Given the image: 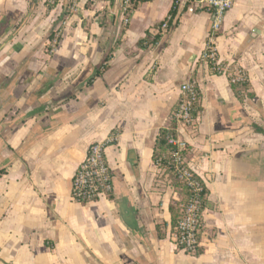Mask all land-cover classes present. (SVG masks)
Masks as SVG:
<instances>
[{
	"label": "crops",
	"instance_id": "1",
	"mask_svg": "<svg viewBox=\"0 0 264 264\" xmlns=\"http://www.w3.org/2000/svg\"><path fill=\"white\" fill-rule=\"evenodd\" d=\"M71 2L0 0V264H264V0H236L215 41L218 64L248 76L254 96L240 100L203 62L210 12L159 31L174 0L128 22L123 0ZM191 81L201 112L178 135L208 191L197 256L171 238L183 198L153 160ZM112 136L113 195L72 201L89 147Z\"/></svg>",
	"mask_w": 264,
	"mask_h": 264
},
{
	"label": "built area",
	"instance_id": "2",
	"mask_svg": "<svg viewBox=\"0 0 264 264\" xmlns=\"http://www.w3.org/2000/svg\"><path fill=\"white\" fill-rule=\"evenodd\" d=\"M81 0H72V6L78 4ZM177 4L188 5L187 13L195 14L198 11H208L212 14V26L208 35L207 46L203 55V62L208 65L211 61L216 69L220 70L218 64V51L216 46L217 34L221 31L227 13L234 7L236 0H176ZM130 6L129 0H123V12ZM128 22V20H126ZM168 23H164L159 31H167ZM56 35L53 39V48L56 50ZM225 72V71H223ZM182 95L179 107L173 116L179 128H189L195 124L193 111L195 103L199 101L200 91L197 89L195 81L188 82L181 87ZM115 142L112 136L108 141L93 143L87 152L84 161L77 168L71 190L72 201L87 205L95 201L109 198L114 193L113 178L110 167L106 160V149ZM170 145L174 146L175 152L173 161L179 171V177L187 181L195 193L199 194L201 186L195 179L194 172L188 167L186 157L190 151L187 141L177 136L168 138ZM197 177V176H196ZM204 213L201 210V200L195 196L185 207L184 217L178 223L175 232L171 238L177 248L190 256H197L201 249V237L204 231Z\"/></svg>",
	"mask_w": 264,
	"mask_h": 264
},
{
	"label": "trees",
	"instance_id": "3",
	"mask_svg": "<svg viewBox=\"0 0 264 264\" xmlns=\"http://www.w3.org/2000/svg\"><path fill=\"white\" fill-rule=\"evenodd\" d=\"M72 1V0H71ZM154 0H129L130 6L128 7L127 11L125 12V20H129L132 13L141 5L147 2H151ZM72 3V2H71ZM73 4V3H72ZM188 10V5L185 4H177L176 0H174V5L172 7V10L170 12V15L168 19L164 23H168V30H170L172 27L176 25V20L179 17L181 13L184 11L187 12ZM163 23V24H164ZM162 24V25H163ZM160 26V28L162 27ZM148 37L153 38V42L158 40V35L157 36H151L150 34L147 35ZM54 39V36L52 35L50 37V42H52ZM51 49V46L49 47ZM48 49V50H49ZM50 52V51H49ZM109 59L106 58L105 63L95 71L94 75L91 76L88 79V84H92L93 81L101 77L103 72L108 68L107 61ZM208 66L213 74H226L229 78L231 88L235 94V96L240 100L243 97L247 98H252L254 94L251 91V85L249 83V79L245 71L241 69L240 67L237 66H227L225 64L220 65V70L216 69L211 61H208ZM225 71V72H223ZM197 89L199 90V87L197 86ZM200 91V90H199ZM179 103L177 104L173 116L176 113ZM201 112V95H199V101L195 103V108L193 111V118L196 122L197 116ZM172 116L171 124L167 128H161L158 132L157 138H156V143H155V149H154V154H153V160L157 165V168L162 174L161 178L170 186L173 190L179 191L182 195V201L179 202L178 204L172 205L170 208V212L172 215V233L175 232L178 223L181 221V219L184 217L185 213V207L191 199L195 196H197L201 200V210L203 213L205 212L206 209V204L208 201V191L207 188L205 187V184L195 176V179L199 181L200 186H201V191L199 194L195 193L194 188H191L188 185L187 181H183L179 177V171L176 168V165L173 161V155L175 152L174 146L170 145L168 142V138L170 136H177V124L174 121ZM254 128L258 130V127L254 125ZM4 170L0 171V176L4 174ZM204 216V215H203ZM200 252L198 253V255Z\"/></svg>",
	"mask_w": 264,
	"mask_h": 264
},
{
	"label": "rangeland",
	"instance_id": "4",
	"mask_svg": "<svg viewBox=\"0 0 264 264\" xmlns=\"http://www.w3.org/2000/svg\"><path fill=\"white\" fill-rule=\"evenodd\" d=\"M57 35H59V37H58V39H57V44H56V47L58 46V44H59V41H60V34L58 33ZM56 37V36H55ZM51 49H50V53H52L51 52V50H52V48H53V41L51 42Z\"/></svg>",
	"mask_w": 264,
	"mask_h": 264
}]
</instances>
